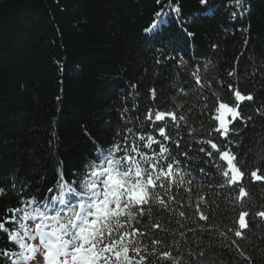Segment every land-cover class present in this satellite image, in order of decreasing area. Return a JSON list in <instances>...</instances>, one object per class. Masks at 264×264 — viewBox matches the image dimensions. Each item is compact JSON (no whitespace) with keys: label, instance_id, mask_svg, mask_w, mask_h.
Listing matches in <instances>:
<instances>
[{"label":"snow or ice","instance_id":"snow-or-ice-1","mask_svg":"<svg viewBox=\"0 0 264 264\" xmlns=\"http://www.w3.org/2000/svg\"><path fill=\"white\" fill-rule=\"evenodd\" d=\"M156 3L161 8L144 32L146 39L165 40L168 18L179 19L181 9L178 0ZM225 7L236 20L244 0ZM178 27L194 37L183 22ZM160 48L156 75L170 62L177 69L168 91L158 95L149 86L142 96L129 83L116 109L119 121H105L109 141L82 128L94 147L80 166L66 169L57 158L60 138L53 132L51 178L20 179L16 171L0 178V197L12 194L16 201H0V264H223L212 255L217 245L236 264H252L241 241L252 238L253 227L264 228V206L253 211L249 203L250 187H264V158L249 169L242 153L250 127L260 125L264 143V101L246 115L245 102L257 97L241 90L238 67L227 71V83L206 79L211 60L201 66ZM214 82L231 93V102Z\"/></svg>","mask_w":264,"mask_h":264},{"label":"trees","instance_id":"trees-1","mask_svg":"<svg viewBox=\"0 0 264 264\" xmlns=\"http://www.w3.org/2000/svg\"><path fill=\"white\" fill-rule=\"evenodd\" d=\"M228 2L208 0L203 6L200 0H178L181 13L179 19L176 13L168 18L166 39L151 40L144 29L161 8L156 0H0V178L13 171L20 179L51 178L57 158L66 169L80 166L94 147L82 128L98 142L109 141L105 121H119L116 109L130 91L129 83L137 84L142 96L149 86L158 95L168 91V78L177 69L170 62L156 75L154 60L161 44L169 54L191 57L201 66L211 60L215 67L206 79L227 83V71L238 67L241 90L257 97L245 102V114L255 115L253 109L264 101V0H244L236 20L226 10ZM180 22L193 38L184 36ZM214 86L231 102L226 88ZM259 131V124L248 129L242 155L249 169L264 158ZM53 132L60 138L57 158L50 145ZM250 193L253 211L264 206V187L252 185ZM0 201L16 203L12 194ZM250 235L241 243L252 264H264V239L258 238L264 228L253 227ZM212 255L223 264H236L233 253L219 245Z\"/></svg>","mask_w":264,"mask_h":264}]
</instances>
